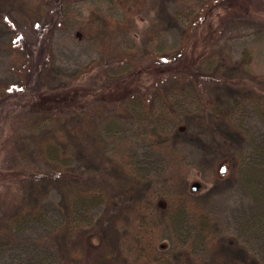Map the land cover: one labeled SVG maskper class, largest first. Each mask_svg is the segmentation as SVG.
Segmentation results:
<instances>
[{
    "label": "rangeland",
    "instance_id": "obj_1",
    "mask_svg": "<svg viewBox=\"0 0 264 264\" xmlns=\"http://www.w3.org/2000/svg\"><path fill=\"white\" fill-rule=\"evenodd\" d=\"M218 1L64 4L51 47L53 83L80 77L88 96L81 115L69 120L37 127L15 114L10 121L14 137L0 170L27 176H14L7 194L0 190V240L7 244L0 264H131L121 241L137 218H144L163 264H264V202L257 195L264 184V22L246 30L223 22ZM55 9L52 0H0L1 83L18 79L13 27L46 24ZM180 51L196 59V83L145 76L119 110L98 95L97 79L104 86L133 77L152 54ZM38 171L68 176L41 180ZM77 191L93 197L80 213L85 226L74 227L72 238L66 230L53 234L60 219L68 220ZM41 204V219L15 218ZM98 230L106 242L87 252L84 238Z\"/></svg>",
    "mask_w": 264,
    "mask_h": 264
},
{
    "label": "trees",
    "instance_id": "obj_2",
    "mask_svg": "<svg viewBox=\"0 0 264 264\" xmlns=\"http://www.w3.org/2000/svg\"><path fill=\"white\" fill-rule=\"evenodd\" d=\"M52 1L56 9L54 14H51L52 19H49L46 24L36 22L31 25L29 31L13 27L11 47L14 48L19 58L18 79L8 85L0 82V156H2L3 151L10 145L14 137L13 133L15 130L10 128L9 124L11 123L10 121H13L15 114L30 117L31 121H36V126L38 127L43 123L47 124L61 119L69 120L70 117H75V115L80 116L85 108V101L88 95L84 89L85 83L80 77H74L61 85L53 83L52 40L54 32L61 26L63 18H65L63 7L69 0ZM218 4L225 11L221 16V21L233 23V26H241L242 23L244 24V30H246L253 26L259 27L264 22V13L260 11V9L264 8V0H219ZM256 5L258 6L256 7ZM243 58L247 60L245 69L248 71L251 60V53L248 49H246ZM191 60L192 57L182 51L165 57L152 54L147 57L148 63L146 65L141 66L138 72H133V77L125 76V78L119 79L115 83L105 84L104 86L102 80L97 79L98 89L103 90L98 95L100 98L109 101V104L114 109L119 110V107L126 105L140 92L136 82H142L145 76L148 77L155 74L156 77L160 76L161 80L172 76L179 82H195V79H199L196 70L198 65H195L197 63L196 59ZM242 63L243 60L241 65ZM246 73L248 74V72ZM136 75L140 77L138 78ZM93 95L97 96L96 93ZM99 96L96 99H99ZM261 158L264 166V155H261ZM16 172L18 174L13 173L12 169L0 170V190L2 189L3 195L11 190L14 183L17 184L18 181H15L14 176L18 175L17 179L19 180V177L20 179L22 178L21 174L22 176L26 175L24 171ZM34 174L36 178L41 180H48L54 174H58V177L68 176V173L64 171L53 172L51 175L43 171H38ZM253 178L256 180L255 177ZM256 183L259 184L257 180ZM259 185L262 188L259 189L257 195L264 202V184ZM86 190L83 189L82 191ZM87 191L93 193L91 190ZM77 192L70 200L69 205L71 206L70 211H68V220L63 222L60 219V222L52 230L53 234L57 235L60 231L66 230L72 238L74 236V227L83 228L85 226L84 219L81 218L80 213L82 210L89 209L88 204L93 202V199H91L93 197L90 195V198L88 192ZM64 206L63 208L65 209L66 206ZM145 209V206L141 203L137 207V213L142 214ZM45 211H47L46 205L41 204L31 213H19L15 218L19 219V221L29 220V217L33 218V216L41 219L42 213ZM15 218L7 222L12 232L13 227L17 224L14 221ZM1 235L3 236L4 234ZM106 237V233L99 230L88 232L83 241L88 250L87 252L103 246L106 242ZM92 238H95L97 245L91 243ZM151 240L152 237L145 225L144 218H137L133 222L132 232L121 241V248L127 253L126 255L128 260H131V264H163L162 260L155 259L154 252L157 246ZM6 245L5 241L0 240V246ZM53 247L54 252L57 253L59 247L55 245ZM50 261L53 260L51 259ZM86 261H82L81 264H86ZM35 264H40V261H36Z\"/></svg>",
    "mask_w": 264,
    "mask_h": 264
},
{
    "label": "water",
    "instance_id": "obj_3",
    "mask_svg": "<svg viewBox=\"0 0 264 264\" xmlns=\"http://www.w3.org/2000/svg\"><path fill=\"white\" fill-rule=\"evenodd\" d=\"M199 188H200V184L196 182V183H194V184L192 185L191 190H192L193 192H196V191L199 190Z\"/></svg>",
    "mask_w": 264,
    "mask_h": 264
}]
</instances>
